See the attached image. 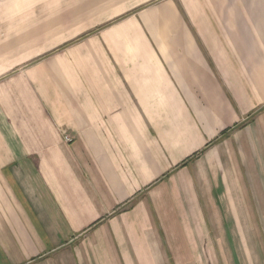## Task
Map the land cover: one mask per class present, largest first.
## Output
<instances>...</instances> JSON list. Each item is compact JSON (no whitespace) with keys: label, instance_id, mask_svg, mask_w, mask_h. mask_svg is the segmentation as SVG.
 <instances>
[{"label":"crops","instance_id":"1","mask_svg":"<svg viewBox=\"0 0 264 264\" xmlns=\"http://www.w3.org/2000/svg\"><path fill=\"white\" fill-rule=\"evenodd\" d=\"M0 264H264V0H0Z\"/></svg>","mask_w":264,"mask_h":264},{"label":"rangeland","instance_id":"2","mask_svg":"<svg viewBox=\"0 0 264 264\" xmlns=\"http://www.w3.org/2000/svg\"><path fill=\"white\" fill-rule=\"evenodd\" d=\"M187 1H191L195 4H200L202 2V0H187Z\"/></svg>","mask_w":264,"mask_h":264},{"label":"built area","instance_id":"3","mask_svg":"<svg viewBox=\"0 0 264 264\" xmlns=\"http://www.w3.org/2000/svg\"><path fill=\"white\" fill-rule=\"evenodd\" d=\"M65 140L66 141H70L71 140V138L70 137H68L67 135L65 136Z\"/></svg>","mask_w":264,"mask_h":264}]
</instances>
